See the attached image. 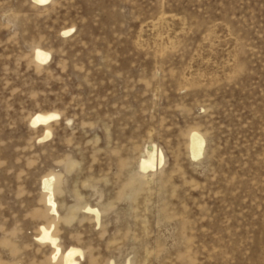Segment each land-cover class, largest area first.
<instances>
[{
	"label": "rangeland",
	"instance_id": "374dc122",
	"mask_svg": "<svg viewBox=\"0 0 264 264\" xmlns=\"http://www.w3.org/2000/svg\"><path fill=\"white\" fill-rule=\"evenodd\" d=\"M69 246L79 264H264V0H0V264Z\"/></svg>",
	"mask_w": 264,
	"mask_h": 264
},
{
	"label": "bare ground",
	"instance_id": "6f19581e",
	"mask_svg": "<svg viewBox=\"0 0 264 264\" xmlns=\"http://www.w3.org/2000/svg\"><path fill=\"white\" fill-rule=\"evenodd\" d=\"M35 1H37L40 4H46L47 2H49V0H45V2H39V0H35ZM71 30L72 29L65 30L64 33H69ZM34 56L36 57L35 59H37V61L45 63L49 60L51 54L50 52L40 47H37ZM58 116L59 114L56 112H46V113L37 112L32 116L30 122L35 127L40 125H47L51 121L55 120ZM50 134H51L50 130L47 129L45 135L42 136V139L43 137L44 138L48 137ZM190 143H191L190 146H191L192 156L195 158L199 157L202 154L204 137L198 132H192ZM157 147L158 146H156V144H153V146L146 149V158L142 157L143 159L141 160L139 167L142 171H146L148 169H154L163 162L164 159L163 153L162 151H159ZM42 184H43V188L49 191L47 202L51 205L53 212L56 213L57 212L56 203L54 201L53 192H52V177L45 178ZM88 210L93 211L95 213L97 221H99L100 216L98 210L91 207H89ZM51 231H52L51 228H46L45 226H42L41 232L37 236V238L41 241L49 243L51 246L54 247L55 251L53 254V258L55 259L60 255L61 247L58 244V238L55 237ZM53 242L55 243L53 244ZM76 253H79V255H77ZM83 256L84 253L81 248L76 246H69L62 254V264H79L80 261L77 257L83 258ZM110 264H114V262L112 261L110 262Z\"/></svg>",
	"mask_w": 264,
	"mask_h": 264
},
{
	"label": "snow or ice",
	"instance_id": "6c2138e0",
	"mask_svg": "<svg viewBox=\"0 0 264 264\" xmlns=\"http://www.w3.org/2000/svg\"><path fill=\"white\" fill-rule=\"evenodd\" d=\"M39 2H45V0H39ZM195 158V157H194ZM90 211V210H89ZM55 242H53L54 244ZM77 255H79V253H76Z\"/></svg>",
	"mask_w": 264,
	"mask_h": 264
}]
</instances>
